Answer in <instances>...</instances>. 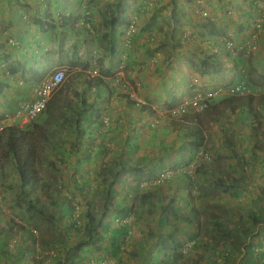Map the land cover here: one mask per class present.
Listing matches in <instances>:
<instances>
[{
    "label": "crops",
    "instance_id": "crops-1",
    "mask_svg": "<svg viewBox=\"0 0 264 264\" xmlns=\"http://www.w3.org/2000/svg\"><path fill=\"white\" fill-rule=\"evenodd\" d=\"M178 1V4L185 5L184 0ZM149 2L154 3V10L143 12L141 9L142 5ZM169 2L170 0H93L92 5L90 4L92 9H90L89 13L91 14V29L89 30L83 24L85 11L81 0H0V121L6 127L29 129L33 126H38L46 130L48 127L57 126L59 123L63 124L64 119L59 120V118L63 117V113L71 117L108 115L111 123L109 131L103 129L102 118L98 120L94 119L96 122L83 118L79 123L82 126L80 132H72L69 140H73L75 144V146H73L77 147L78 144L80 145L83 142L82 135L85 134L84 131L87 130L89 132V137L86 138L91 139L88 146L94 148L92 140L94 141V138L100 139L102 137V132L106 131L104 133L107 136L110 134L113 136V141H120L121 147L119 150H121V153L119 154L123 155L127 147L131 145H128V143L131 142L137 134L142 133L141 135H143L144 133L145 135L148 131L142 128L143 125L122 127V125L128 123H143V120L140 121L141 117H139V115L144 112L138 111L132 107L125 99L127 95H124L125 97L120 95L108 76V74L119 65L121 61L120 55L126 56L131 52L130 58L126 61L129 74L125 76L129 83L134 85L136 88L134 90H136L140 98L144 99L148 105H151V103L159 104L161 101L164 105L166 102L172 100L167 96H170L169 94L173 92V95H177V98L186 97L185 93L187 89L184 85L190 79L198 78V75L192 72L185 59V54L188 52L183 51V49L189 50V43L197 45L198 40L196 37L182 42L183 49L180 50V54L175 53L172 57H169L165 51L162 53L160 51V55H154L150 52L152 50L156 51L157 48L160 49L156 47V43L164 37V34L158 32L157 29L160 30L158 25H161L163 31L166 30L164 23L167 22L169 14L165 15V13L169 9ZM204 2L210 7V10H207L211 16L215 17L214 14H216L218 16L217 19H221V17L224 18L223 14H227L226 17L230 19L229 24L231 26L227 32L232 30L235 33H241L240 31L238 32L237 29L238 26L242 24V15L251 14L254 18L253 20H255L260 13H262V5H264V0H251L250 2L256 3V7L252 6L253 8H249L248 0H204ZM220 2L223 3L221 7L225 8L228 12L224 13L220 11L222 10L221 8L218 9L220 7ZM210 3H213L214 7H212ZM160 8H162V11H159ZM105 10H107L106 18L113 20L115 23L111 24H114V26L105 23L102 16V12ZM108 13L111 14L112 18L108 17ZM169 13L171 14L170 9ZM242 27L244 29L241 31L244 33L248 32L246 26ZM136 28L138 30H136ZM134 30L137 32H134ZM183 30H185V28L179 30V32ZM189 31H194L196 33V26L190 27ZM149 33L154 37V44L151 43L150 45H146L144 43L145 46H143V39L147 37ZM103 35H111V38L114 39L115 48L112 55L106 54L107 42H105V37H103ZM130 40L136 41V49L131 48ZM259 43L261 42L259 41ZM209 45L212 46L211 44ZM209 45L206 43L205 47L209 48ZM154 47L155 49H153ZM162 47L166 48L168 51V48L171 47L170 41L168 42V47L164 45ZM140 48L146 50L143 58L138 57L139 52L143 51ZM255 50H257V47L254 49V52ZM154 58H156L155 62L152 61ZM94 61L100 64L104 70L101 78L102 80L100 81L103 86L101 87L102 92L99 93L97 91L94 94L92 86L97 85L96 80L87 82L80 78L79 82H85L87 86L88 83H90V87L87 89V94L85 91L82 92L79 100L75 99L71 103L68 101L65 94L60 96L56 94V96L53 97V102H57L60 105L50 103L51 105L48 109L38 116L34 122L26 124L24 120H17L14 118V114L21 103L30 99V89L34 84L40 83L46 75L52 73L56 69H62L68 73L67 69L69 68L80 67L81 69L83 67H89L90 62L94 63ZM136 67H140L141 70L136 69ZM248 67L249 66H247V70ZM226 78H230V74ZM60 91H62V89ZM259 108L258 106L256 109L259 110ZM165 109L168 110V107ZM262 114L264 117V110ZM46 116L49 119H47ZM125 117L127 120H125ZM198 119H204L202 124L200 123L201 126L204 127V133L206 131L209 132L210 129H214V133L217 135L215 139H212L209 135L206 137L220 144L219 149H213L215 157H218L221 150L230 152L229 149H227L226 143L231 142V140L236 142L235 146L240 145V147L237 146L239 149L234 152L235 155L232 153L230 156H234L232 160L236 159L241 161V166L246 165L245 169H250L249 166L256 169V181L253 180V175L251 184H248L245 188L251 189L252 186H255L259 194L258 190L264 179V171L261 172L264 169V136L261 133L258 135L256 145L259 146L260 149L253 150L258 155L254 161L250 158V154L253 152H251V147L253 145L247 146V143L255 140L253 137L260 129L253 131L249 128L250 126L254 127L256 125V123L252 121V116L242 115L240 107L234 108L223 105L219 99L215 101L211 107L210 115L206 118L205 115H202L198 117ZM263 119L260 123L264 125ZM246 130H248V132H246ZM60 131L64 130L61 129L59 132ZM62 136L63 133L61 132L59 134L57 133L55 137L52 138L51 142H54L55 147H61L60 145L66 140L65 136L61 138ZM180 142H187L183 138V130L179 132L176 137L171 136L168 140L164 141L163 146L168 147L166 150L172 151L174 147L177 148L179 146L178 144ZM214 145L217 146L213 144V147ZM144 146L145 145L141 147L139 152L147 154L149 150H145ZM245 149L250 151V154L245 152ZM242 150L243 152L240 153ZM171 151L169 153L156 154L154 160L151 161L155 162L157 158L166 157ZM104 156L105 152L100 155V161ZM230 156H228V160H231ZM95 158L98 159L97 156ZM107 159H105V161ZM219 161L215 160L214 164ZM222 164L225 166V171L227 173L231 171L229 170V166L232 165V163L228 161L222 162ZM247 176L250 177L251 174L248 173ZM234 179L238 178L233 175L229 178V182ZM205 181L210 185L213 183V180L206 177ZM127 187L131 186H127L126 184L121 187L118 184L119 191H122V188L127 189ZM179 188L183 191L182 185ZM193 189L194 188L190 189L192 195L194 192ZM231 191L232 190H230V193ZM181 194L183 196L187 195L186 191H183ZM243 197L244 195L239 201H243ZM220 201L223 202L222 200ZM244 204L245 208H239L233 203L228 205L229 208H222L240 214L243 224L246 222L247 217H256L260 219L259 209L256 208L253 203L247 201ZM142 217H145V215ZM146 217L148 219L152 217L150 223L154 232L159 229L163 230V227L160 225V216L158 214L150 216L146 214ZM219 221L224 222L220 218ZM249 227L250 224H246L243 228L247 231ZM256 228L257 226L251 231L249 236H242V231H239V236H236V228H234V236L227 238L229 241H220L221 248L231 250L228 264H250L256 259V257L249 252V248L253 251V246H248L247 250H245L243 246L239 247L237 245V243L255 245L261 241L260 239L262 237L264 239V225L259 226L257 236L252 237ZM149 235L151 234H147V236L152 246H148L147 250L141 251L140 256L142 257L137 259L134 264H212L211 259H214V257L211 258L209 249H206L202 245L194 247L186 256L187 260L183 261L179 256L181 255L180 251L175 254L172 251V249H178L177 244L172 246V243L166 242L167 240L163 241L162 236L158 235L156 232L154 236ZM195 237L196 233L191 234L187 232L185 235L180 236L179 242L184 244L187 243L190 238ZM158 250L160 251L159 256L157 255ZM243 250L247 252L245 257L240 256ZM169 255L175 257L176 262L170 261L167 258Z\"/></svg>",
    "mask_w": 264,
    "mask_h": 264
},
{
    "label": "trees",
    "instance_id": "trees-1",
    "mask_svg": "<svg viewBox=\"0 0 264 264\" xmlns=\"http://www.w3.org/2000/svg\"><path fill=\"white\" fill-rule=\"evenodd\" d=\"M183 1V0H182ZM204 0H184L185 5L178 4V0H170L169 2V8L171 9V14L168 16L167 22L164 23L166 30L163 31V28L161 25H158L160 27V30L157 29L158 32H162L164 34V37L160 39L156 43V47H159L160 49H156L157 52H164L165 48L162 47L163 45L168 47V42L170 41L171 47L168 48L169 50L165 51L166 54H168L169 57H172L175 53L180 54L181 47L183 46L182 42L188 41L190 38L196 37L198 42V51H190L185 55V59L187 61L188 66L191 68V70L195 73H197L200 76H205L212 73H218L221 71L222 66L225 63L220 62L218 60L219 55L218 53H213L210 48L205 47L202 45L203 43L211 44L212 48H221L226 47L227 43L230 42V40L224 36H226L228 33L227 31L231 28L229 22L230 19L223 18L217 19L218 16L214 14L215 17L211 16L210 13H206L205 17H202V12L200 11V6H202ZM247 1V0H244ZM251 1V0H250ZM249 8H253L252 6L256 7V3L250 2ZM93 0H81L82 6L84 8V16L83 24L86 26L87 29H91L90 25V9L92 7ZM212 7H214L213 3H210ZM221 5L223 3L220 2V7L218 9L221 12H228L225 10V8H222ZM252 12V11H251ZM253 13V12H252ZM107 10L102 12V16L104 18L105 23L110 24L111 26H114L115 23L113 20L106 18ZM258 19L253 20V16L251 14L248 15H242V24L238 26L237 31L241 33H237V35L244 34L242 29H244L242 26H246V29L248 30V37H251L253 34L256 35V39L262 43L264 42V15H259ZM108 17L112 18L111 14L108 13ZM192 26H196V33L194 31H189V28ZM185 28V30L180 31L181 29ZM114 29V27H113ZM245 29V30H246ZM135 32V31H134ZM151 32V31H150ZM105 37V42H107V52L106 54L112 55L114 50V39L111 38V35H103ZM240 39V38H239ZM144 43L146 45H150L154 42V37L151 33L148 34L147 37H144ZM133 41V40H132ZM131 42V48L136 49L137 43L134 40ZM203 42V43H201ZM133 43V44H132ZM139 45V43H138ZM164 50V51H163ZM178 51V52H177ZM252 53H247L245 49L241 50L238 55L239 57L244 58H250ZM130 54L126 55V60L123 65H125L128 58H130ZM242 62V61H241ZM254 68L252 67V73L254 72ZM256 70V68H255ZM126 71V70H125ZM243 80L248 83V85L252 88V90L255 93V95L247 94L244 97H234L229 98L225 102V105L230 107H240L242 115L245 116H252V121L256 123L258 127H252L250 126V129L253 131H256L258 128H260V121L264 118L262 111L264 110V70L257 75V78L254 80H250V77L248 74L243 75ZM173 93H170V96H167L171 99H178L177 95H173ZM174 100L170 101L169 103L166 102L165 105L168 107H172L174 105L170 104ZM260 107L259 110H257V107ZM211 106L207 108V110L204 112L205 118L211 114ZM148 108L147 106H143L142 109ZM150 109V108H149ZM92 116V115H90ZM201 115H194L196 119V123L192 127H187L184 130L183 138L187 140L189 143V146L192 150L196 149H203V150H211L210 147H205L208 143L207 132L204 133V127L201 126L202 121L204 119L199 120L198 117ZM71 117L70 115L66 116L63 114V117L59 118V120H63V124L68 121V118ZM187 119L188 117H184ZM252 122V124H253ZM201 123V124H200ZM165 127H160L155 131H151L149 134L146 133L144 135H141L142 133L137 134L134 137V143H131L130 146L127 147L123 155H120L114 159V161H111L110 159H107L106 161L103 160L100 165H97L96 169L94 170L93 177L96 181H102L104 184V188L101 189L100 195L101 197L98 199V196L96 195L97 189H93L95 193L91 192L90 186L88 181H84L82 183H78L77 181L72 182V189L74 190L75 186L78 187V189H75L76 192H78V198L80 199V202L83 205H86V208L90 207L92 203L98 201L102 202L101 209L102 212L100 213V218L98 221H96V225H92V223L95 221L94 216L86 212L87 217V227L86 229L88 231H91L92 229L101 226V230L105 231V227L108 228V230L115 233L120 239H123L127 230V224L120 223L116 227L112 228L111 222L108 221L103 225V220L105 218H109L111 215V220H119L120 222L126 219L131 214H137L133 210L132 205L130 203L135 202V200L139 201V204L143 206V208L146 209L145 212H151L157 213L160 217V225L161 227L165 228L169 223L171 219L173 221V218L177 219V224H183L182 219L184 218V215L186 214L188 221L191 223L197 224L198 228L203 232V237L205 240L212 239V241H229L230 237L234 236V223L226 224L224 222H220L219 218H208L207 214H204V219L200 217V212L196 210L192 205L193 202L189 201L188 197L192 195H185L183 196L180 192H178L176 195L172 194V187L170 185H167L169 188V193L163 200H168V202L164 203V201L161 199V197H157L156 200H154V190H159L160 188L153 189L150 191H142L141 193V186H143L147 181H152L155 178V173L157 171V165L151 161L154 160V156L156 154L162 153L165 149L168 147L163 146L164 141L168 140L174 133L180 132L181 129H183L182 125H180V122L176 121H170V123H167ZM251 125V124H250ZM60 128V129H59ZM162 128V129H161ZM63 129L65 134L66 140L63 141V143L60 145L61 147H55L54 142H51L52 136L51 134L53 132H59V130ZM80 132V130H79ZM71 129L70 127H48V129L43 130L42 127L33 126L29 129H23L19 127H6L3 129L2 134L0 135V167H2L1 163L3 161H7L10 165V168L12 169V172L15 174V178L10 176L11 179H15L14 182H8L7 184L15 186V183L19 184L20 187V194L19 199L22 198V200L19 202V207L23 209V213L29 212L34 214L35 216L39 218H42L43 220H55L54 216L52 217L51 214L44 211V208L39 203V198L35 195L28 196V193L25 192L29 191H35L37 188L41 190V192L48 198L50 190H53L54 192L59 191H65L67 188V184L65 181L61 183L62 180L59 181L58 184H56V187L51 184H43L41 185V175H40V168L44 166L46 160H47V148L48 150L52 151L53 149H57L59 153H62L65 155L64 152L67 153V151L75 146L73 143V140H69V137H71ZM56 135V134H55ZM55 135L53 137H55ZM104 135V134H103ZM147 138V139H146ZM58 139V138H56ZM137 139V140H136ZM146 139V140H143ZM242 140V138H241ZM240 140V141H241ZM236 142L234 140H231V142L226 143V145H229L231 147L235 146ZM74 145V146H73ZM144 146L145 150H149L147 154H142L140 151L141 147ZM75 150L82 149L83 153L79 156L77 154L75 155V159L77 161L82 160L83 162L87 161L88 156H97L102 155L105 152V155L110 153V149L107 147L105 143L99 144L96 149L92 150V146H88L87 144L79 145L77 147H74ZM260 149L259 146L256 144L251 147V152L254 150ZM252 152L250 154V158L255 161V159L258 157V155L255 152ZM98 152V154H97ZM234 153V150H232ZM245 152L249 153L247 149H245ZM235 155V153H234ZM58 162H63L61 159H58ZM153 162V165L151 167H148L147 163ZM190 161L181 162L182 171H179V175L176 178V183L180 187V185L185 182V179L187 177L188 173L186 166L188 165ZM49 168L52 170L54 168V163H49ZM148 167V168H147ZM163 168V167H162ZM230 169L233 168L232 165L229 166ZM256 171V169H253ZM264 169L261 171L263 172ZM201 173L203 175H207L206 172H204L203 169H200ZM249 173L251 174V177L249 178L250 182L243 186V183L247 181V174L246 172L242 173L243 179H234L230 180V182L224 181L221 178V171L217 168V175L214 177L213 185L219 186L220 189L223 188L224 192L226 194L229 193L230 190L231 193L228 196V199H234L233 201H228L226 199V203L221 204L222 199H217L216 202L221 204L218 206L217 210L221 211L222 207H228V204L231 205L232 203L238 206L239 208H245V204L247 201H250L255 205L256 208L259 209L258 212H260V219L256 217H247V220L244 224H240L238 228L235 229L236 236H239V231H242V236H249L251 234V231L256 226L264 225V179L261 182V185L259 187V194L255 189V186H252L251 189H246L247 185L251 184L252 182V171L250 170ZM264 173V172H263ZM131 174V178L133 180V183H130L131 187H127V189H123L122 191L118 190V184H123L121 187L125 186L126 183H128L129 175ZM10 175V174H9ZM9 175H4L3 177L5 179H8ZM159 176V175H158ZM157 176V178H158ZM192 177V175H190ZM123 178V180H121ZM17 180V181H16ZM238 180V181H237ZM254 180V179H253ZM232 182V183H231ZM53 186V187H52ZM187 187V186H186ZM188 188V187H187ZM74 192V191H73ZM73 192L71 191L70 196H73L72 199L76 194L73 195ZM132 192V193H131ZM244 192V193H242ZM52 193V192H51ZM137 194H140V196H136ZM190 194V193H189ZM158 195L159 192H158ZM243 197V201H239V199ZM58 196L55 194L54 197ZM70 196L62 197L61 198V208L59 209V217L58 220L62 224V215L65 213L68 214L69 221L64 222L65 225H62L63 227L59 229V238L58 243L59 245H63L64 240H68L70 238V231H76V234L81 229L76 228V223L71 222V216L73 215V206L72 203H70L69 199ZM250 197V198H249ZM161 201V202H160ZM223 201V200H222ZM71 204V206H68V204ZM231 203V204H230ZM57 204V202H56ZM76 204H80L76 202ZM119 207L118 209H116ZM137 209L139 205H136ZM28 209V210H27ZM184 210V212L182 211ZM109 211H114L113 213H108ZM234 215L235 220H242V216L237 213ZM186 219V222H187ZM13 218L5 217L4 219H0V260L3 262V264H34L30 261L31 258H34L39 255L42 251L45 252L50 248H53L55 250V242L47 240L44 242V244L41 245V249H38L33 245V236L34 231L30 228H27V226H20V232L19 237L17 235V226L18 224L13 222ZM232 219L229 217L227 220V223L230 222ZM68 224V226H66ZM250 224V227L246 231L245 225ZM67 228H66V227ZM76 229V230H75ZM107 230V231H108ZM95 234H97L95 230ZM169 237L172 236L171 233H169ZM74 235V233H73ZM198 235L196 234V237ZM208 236V237H205ZM173 237V236H172ZM195 237V238H196ZM94 238V236L92 237ZM195 238H190L188 242L194 241L193 247H197L198 245H202L206 249H209V251H212L211 258L214 257V259H211L212 264H217V260L220 257H223L225 254H223V250L225 248L219 249L218 251L214 250L213 247L206 242L204 239L197 240ZM167 240L166 242L172 243L171 238H165ZM261 241L258 242L255 245H249L243 243V248L247 250L248 246H253L249 248V252L253 254L256 259L253 260L252 264H262V261L264 260V250H262V245L264 244L263 237L260 239ZM85 241V240H84ZM81 241L79 244L76 245V248L71 249V255L72 260L75 259L74 263L78 261V258L85 257L86 254L82 252V247L86 244L87 241ZM165 242V243H166ZM178 245V249L174 252L177 253L180 251L182 244L179 241H175ZM13 243V244H11ZM164 244V243H163ZM172 243V246L174 245ZM14 245V248L12 249L11 246ZM226 245V244H224ZM223 245V246H224ZM240 245V244H239ZM112 248L113 251L111 252L113 256L116 255L114 250L119 249V245L114 243L112 240ZM39 248V247H38ZM51 249V250H53ZM42 250V251H41ZM244 250V251H245ZM257 250V251H256ZM216 251V252H215ZM246 253V251H245ZM160 251H157V255L159 256ZM129 255L133 258H136L138 255L136 253L132 252L129 253ZM56 255H53V257ZM183 261L187 260V257L185 255H179ZM230 256V253H227L225 256V259L228 261V258ZM53 257L50 255L49 260L47 264H54L56 262V259H53ZM170 261L176 262L175 257H172L169 255L167 257ZM65 261H63L62 264H72L70 260H67L64 258ZM89 262V260H87ZM83 262V261H82Z\"/></svg>",
    "mask_w": 264,
    "mask_h": 264
},
{
    "label": "rangeland",
    "instance_id": "rangeland-1",
    "mask_svg": "<svg viewBox=\"0 0 264 264\" xmlns=\"http://www.w3.org/2000/svg\"><path fill=\"white\" fill-rule=\"evenodd\" d=\"M261 1V0H260ZM202 6H200V11L202 12V17H205L206 13H208L210 10V7L206 5V3L203 1ZM153 6V8L149 11L154 10V3H152V5L150 6V8ZM263 9L261 10L262 13H260V15H264V5ZM208 9V10H207ZM159 11H162V8L159 9ZM143 12H148V10L143 11ZM170 14L169 13V9L166 11L165 15ZM227 14H223L224 18L226 17ZM260 17V16H258ZM258 17L256 19H258ZM136 30H138L136 28ZM134 30V31H136ZM137 32V31H136ZM228 34L224 37L231 39L232 41L237 40L238 42H242L239 38L241 37H246L248 36V32L244 33V34H240L237 35V33L233 32L232 30L227 32ZM203 43V42H201ZM154 44V42H153ZM202 45H206V43L202 44ZM209 45V44H208ZM210 46V45H209ZM257 47V50L254 49ZM256 47L253 49V53L251 54L250 58H244V57H237L236 60H238L240 62V64L242 65L243 69H244V74H248V76L250 77V80H254L257 78V75H259V73H261L264 70V42H263V47H262V43H258L256 45ZM188 48L189 50L183 49L181 47V49H183L184 52H190V51H194L195 52H199L198 46L193 44V43H189L188 44ZM197 48V49H196ZM210 48V47H209ZM141 52H139L138 57L139 58H143V56L145 55L146 50H144L143 48H140ZM155 49V47L153 48ZM167 49L165 48V51ZM164 51V50H163ZM222 51V57L223 59H227V51L225 52L224 50ZM144 52V53H142ZM152 54L156 55V54H161L160 52L157 51H150ZM187 55V54H185ZM158 57V56H155ZM156 58H154L152 61L155 62ZM161 60V58H160ZM240 60H244L243 63H241ZM97 61V60H96ZM95 61V64H89V67H83L80 69V67H76V68H69L67 69L68 73L66 72L67 75V84L66 87L64 86V88L62 89V91H60L59 93H57V95H66V98H69V102L72 103L73 100L75 99H80L78 98L82 92H84V89H86L87 85L85 84V82H79L80 78L83 81H87V79L89 78V76H95V74L93 73L94 70L98 71V75L100 74V64H98ZM165 65V63H164ZM247 66L248 70H247ZM252 67L254 68V72L252 73ZM116 69V68H115ZM112 70V71H115ZM136 69L141 70L140 67H136ZM125 70L127 71V73L125 72ZM239 71V69H238ZM117 73H121L120 76L117 77H121V79H123L124 77H126L125 75L129 74V69L127 67L123 66L122 70H119V72ZM222 73L224 74V77L226 76V71L222 70ZM122 75V76H121ZM223 80V79H222ZM125 82V81H124ZM127 82V81H126ZM129 82V81H128ZM131 89V93L132 95L134 94V97H136L138 100L143 101L142 104L146 105L148 103H146V101L144 99H141L140 96L137 94L136 90H134V85H132ZM140 91V90H139ZM56 96V95H55ZM56 105V104H54ZM149 106V105H148ZM163 103L162 101L159 104H152L151 103V108H153V114H150L149 111L144 112L143 114H140L139 117L140 121L143 120V123L141 124H137L136 122L132 123H128V124H124L122 125V127H136L137 125L142 126V128L145 127H155V128H151V131H155L159 128L158 125L155 124V122H157L160 125V120H157V116H159L160 118H164L165 116L162 114L163 113V109H162ZM139 111V110H138ZM140 113V112H139ZM64 114V113H63ZM134 114V113H132ZM47 117V116H46ZM47 119H49L47 117ZM125 120H127V118L125 117ZM69 123L65 122V124H61L59 123L57 126H53V127H68ZM263 125V124H262ZM70 127V126H69ZM262 128L260 129L259 132H256V134L254 135V139L253 141L247 143L248 145H255L256 144V140H258V135H260L259 133H261L264 136V125L261 126ZM60 129V128H59ZM159 130V129H158ZM151 131H148L147 133L149 134ZM244 131V130H243ZM63 133L65 134L66 132L64 131H60V132H53L51 134L52 138L55 134H59V133ZM246 132H248V130H246ZM209 136H211L212 139H215L217 137V135L214 133V129H210L208 134ZM65 135H63L61 138H63ZM257 136V138H256ZM120 137V136H118ZM122 137V136H121ZM176 137V136H175ZM210 140V144H207V147L211 146V150L209 151L210 153L214 154L213 149H219V143L217 142H213V140ZM114 138L113 136H111V134L109 136H107L105 138V145H106V149L107 147L110 149V153L106 154L103 159H107L109 158L111 161H114V159L118 156H120L119 153H121L120 147V141L115 142L113 141ZM97 140H94V143H96ZM134 143L133 140H131V142L128 143L131 144ZM213 144H216L217 146ZM227 149H229V151L231 152H227L224 150H221V152L219 153L218 157H215V159L217 161H219L218 163L214 164L215 167H217L218 169L221 170V178L227 182H229V178L233 175H235L238 179H243L244 177L242 176L243 172H246V174L249 173V171L251 170L253 175H254V180L256 181L257 179V173L256 171L253 170L252 166H249L250 169H245L246 165L241 166V161L238 160H232V157L234 156H230L233 152L232 150H234V152L236 150H238L240 147V145L237 146H229L226 145ZM250 148V147H249ZM83 148L75 150V148H71L65 153V155H63L62 153H59L57 151V149H53L52 151L48 150L47 148V160L44 164V166H42L40 168V175H41V185L43 184H51L54 185L56 187V184L59 183L60 180L61 183H63V181H65V183L68 185L67 188L65 189V191H59V192H54L53 190H50L49 192V196L48 198H46V196H44V194L41 192V190L39 188H37V190L35 191H27L25 192L26 194L28 193V196L30 195H35L36 197L39 198V203L40 205L44 208V211H46L47 213L51 214L52 217L54 216L55 220H43L42 218H39L37 216H35L32 213L26 212L23 213V209H21L19 207V202L22 200L19 199V194H20V187L18 183H15V186L13 185H9L7 184L8 182H14L13 179L10 178V176L15 177V174L12 172V169L10 168L9 163L5 160L1 163L2 167H0V219H4L5 217H9V218H13V222L18 224L19 226H17V235L15 237H19V232H20V226L24 225L27 226V228H30L31 230L34 231V236H33V245L38 249H41V245L44 244V242H46L47 240L55 242V250L53 248L48 249L47 251L39 253V255L37 257H35V262H34V258H31L30 261L33 262L34 264H47L48 260H49V256L51 255L53 257V255H56L53 257V259H56V262H54V264H62L63 261H65L64 258H66L67 260H70L72 262V264H89V262L87 261L89 258L92 259L95 263V259L97 258H101V260H103L104 258H106L107 256H109L112 260H114V262H112L113 264H118V262H122L124 264H132L135 261H133V257H131L129 255V253H136V255H138L136 257V259L141 258L142 256H140V252L143 250H147L149 244H151V241L149 239H146L147 233L150 232L151 235L149 236H154L155 232L158 235L162 236L163 241L165 240V238H171L172 239V243H176L175 241H180V236L185 235L187 232L194 234L196 233L198 236H203V232L198 228L197 224L195 223H191L190 221L186 222L185 224H177V219L173 218V221L171 219L170 223L163 228V230L159 229L156 230L154 232V230L151 227V218H147L146 214L148 215L149 213L145 214V217H142L144 213V209L142 208V206H139L137 209V214H131L126 221H130L128 226H127V230H126V237L124 239V242L121 243L120 250L116 251L114 250V252L116 253L115 258L111 257L110 253H107V249H109V244L110 241L112 240V232L110 230H108V228L105 227V231L101 230V226L96 227L94 229H92L91 231H88L86 229L87 227V219H82L80 220V227L82 229H80L78 231V233L76 234V231H70V238H68V240H64L63 245H59L58 241L59 238H57L59 236V229L62 228V225H65L64 222L69 221V217L68 214L65 213L64 215H62V224L61 222L58 220L59 217V209L61 208V198L62 197H67L70 196V192H73V195L76 194L74 196V198L72 199L73 196H70L69 201L70 203H72L73 206V217H77L78 215H82L81 213L84 211H89L91 212L92 210L97 208V213L96 215H94V219L95 221L92 223V225H96V221L99 220L100 218V213L102 212L101 209V205L100 203H97V207L96 208H90V209H86L85 206L82 205H77L76 202H80V199L78 198V192H76V188L77 186L74 185L75 189H72V182L73 181H77L78 183H82L84 181H88L89 185H91L90 190H92L91 192L95 193V191L93 189H97L96 191V195L98 196V199L101 197L100 192L101 189L104 188V184L102 181H96L95 178L93 177L94 175V170L96 169L97 165H100L101 161H100V155H97L96 159L94 156H88L87 161L83 162L82 160L77 161V159H75V155H81L83 153L82 151ZM143 149V148H142ZM171 151V150H170ZM169 150H164L161 154L164 153H169ZM139 152V150H138ZM243 150L240 152L242 153ZM98 154V152H97ZM250 154V153H249ZM181 155H184L186 159L191 158V162L188 163V165L186 166L187 171L190 172V174H192V178L189 179L188 177H186L185 182H183V184H187L186 186L188 187H192L194 188V192L191 198V202H193L192 206L194 208H196V210L198 212H200V217L202 219H204V214H207L208 218H215L218 217L220 219H222L224 221V223L226 224H231L234 223L238 227L240 226V224L242 223V220L238 221L234 219V212H232L231 210H225V208H222L221 211L217 210L218 206L221 205L219 203L216 204V202L218 201L217 199L220 198H225L222 199L223 202H221L222 204L225 203L226 199L228 201H233L232 199H228V196L230 194V191L228 194H226L223 190V188L220 189L219 186H214L213 184H208L205 181V177L213 180L214 181V177L213 175H203V173L199 172V169L202 168L203 166L206 167L205 171H207V173L209 172L207 170V168H209L208 165H205L203 162H199L194 164V158L195 155L194 153H192L190 150H188V148L186 147V145L184 143H179V146L176 148L174 147L171 151V153L169 155H166V157H162V158H157L155 159V164L157 165V171L155 173V178H153L154 180L152 181H147L144 182V186H141V190H147V187L145 186L147 184V186L149 187V189H154L155 187H160L159 190H154V200L157 199V197H161V199L163 200L165 198V196H167V194L169 193V188L167 187V185H170V187H172V194L176 195L178 192H180L179 186L176 183V178L179 175V171H182V167H181ZM214 156V155H213ZM228 156L231 157V160H228ZM115 157V158H114ZM156 157V156H155ZM154 157V158H155ZM221 157V159H220ZM58 159H61V161L64 160V163L62 162H58ZM232 163L233 169H229L231 170L230 172H226L225 171V166L222 164V162H228ZM54 163V168L52 170H50L49 168V163ZM186 162V161H185ZM148 167H151L153 165V162H149L147 163ZM147 167V168H148ZM163 167V168H162ZM165 172V175H167L169 181L163 183V181H161V177L160 175ZM188 172V173H189ZM10 174V175H9ZM4 175H9L8 179H5L3 176ZM159 175V176H158ZM252 175V176H253ZM131 176V174L129 175V177ZM158 176V178H157ZM251 177V176H250ZM249 176H247V181L243 183V185H246L247 183L250 182ZM121 180H123V178H121ZM17 181V180H16ZM133 181V180H132ZM133 183V182H132ZM127 186L128 185H132L129 184V180L128 183H126ZM125 184V185H126ZM123 184H119V186H121ZM53 187V186H52ZM120 189V188H119ZM52 192V193H51ZM158 192L160 195H158ZM196 193V194H195ZM55 194H57L58 196L54 197ZM133 198L135 196H132ZM164 203L168 202V200H163ZM57 202V204H56ZM161 202V201H160ZM68 204V206H71V204ZM139 204L138 200H135V202L130 203V205H132L133 210L136 212V205ZM231 204V203H230ZM229 205V204H228ZM75 207H79L75 208ZM119 207H117L116 209H118ZM229 208V207H228ZM28 210V209H27ZM182 211L184 212V210L182 209ZM114 211H109L108 213H113ZM142 214V215H141ZM112 215V214H111ZM111 215L109 218H106L104 221H110L111 222V227H116L117 225H119V223H116L114 221L111 220ZM150 216V215H148ZM83 217H85L83 215ZM229 217L232 219L230 222L227 223V220L229 219ZM221 222V221H220ZM155 223V221H154ZM153 224V223H152ZM68 226V224L66 225ZM65 226V227H66ZM67 228V227H66ZM76 230V229H75ZM95 230L97 232V234H95ZM108 230V231H107ZM169 233H171V235L169 237ZM74 233V235H73ZM94 236V238H92ZM113 237H118L115 233L113 235ZM208 237V236H205ZM1 238V237H0ZM209 238V237H208ZM87 241V245L85 244L82 247V252L84 254H86V256L83 258H78V261L72 260V255H71V249H75L76 245L79 244L81 241ZM84 241V242H85ZM212 241V240H211ZM13 244V243H11ZM215 246L221 248V242L220 241H215ZM39 247V248H38ZM11 248H14V245L11 246ZM53 249V250H51ZM113 250V249H112ZM39 251V250H38ZM225 250H223V254H225ZM217 260V264H228V261L226 259H223L222 257L220 259H216ZM83 261V262H82ZM236 261V260H233ZM232 262V261H230ZM0 264H3V262L0 260ZM171 264V263H170Z\"/></svg>",
    "mask_w": 264,
    "mask_h": 264
},
{
    "label": "clouds",
    "instance_id": "clouds-1",
    "mask_svg": "<svg viewBox=\"0 0 264 264\" xmlns=\"http://www.w3.org/2000/svg\"><path fill=\"white\" fill-rule=\"evenodd\" d=\"M152 5V2H149V3H144L141 7V9L143 11H146V10H151L153 8V6L150 8V6ZM170 9V8H169ZM170 12H171V9H170ZM170 15V14H169ZM168 15V16H169ZM257 34H253L251 37H241L240 40L242 42H238L237 40H234L232 41L231 39L230 42L227 43L226 47H221V48H212L210 46V49L213 53H218L219 55V58L218 60H220V62L222 63H225L223 66H222V69L220 72L218 73H212V74H208V75H205V76H200L198 75V78L195 79V78H192L190 79L184 86L185 88L188 90H186V97H180L176 100H174L173 102H171L170 104L174 105L172 107H168L166 106L165 104L163 105V115L165 116L163 119L160 118L159 116H157V120L159 119L160 120V125L155 122L156 125L160 127H165L166 125H168L167 123H170V121H176V122H180V125H182L183 129H181V131L183 130V133H184V130L187 128V127H192L195 123H196V119L195 117H193L194 115H204V112L207 110V108L209 106H213V104L215 103V101L217 100H221V103L223 105H225V101L229 98H234V97H244L246 96L247 94H251V95H255L256 92H254L252 90V88L248 85V83H246L244 80H243V75H244V69L242 67V65L240 64V62L238 60H236L237 57H239L238 53L245 49L247 53H253V49L256 47V45L258 44V40L259 39H256ZM229 44H232V46L230 47ZM221 50H224L225 52L227 51L228 55H227V59H223L222 55V51ZM95 58V57H94ZM120 58H121V61L119 63V65L116 67V70L115 71H112L108 74V76L110 77V79L112 80L113 82V85L115 86L117 92L120 94V95H127V97H125V99L132 105V107H134L135 109L139 110V111H142V112H146V111H149L150 114H153V108L149 107L151 105L148 106V104L144 105L142 104L143 101L141 100H138L136 97H134V94L132 95L131 93V89L132 88V84L128 82V80L126 79V77H124L123 79H121V77H117V76H120L121 73H117L119 72V70H122L123 69V66L126 67V63L125 65L124 62H125V58L126 56L125 55H120ZM96 60V59H94ZM242 61L241 63L244 62V60H240ZM90 64H95V61L94 63L93 62H90ZM100 74L98 75V71L94 70L93 73L95 74V76H89V78L87 79V82H90L91 80H96V83L97 85H93L92 88L94 90V94L95 92H102L101 90V87H103L100 83V81L102 80V76H103V67L100 66ZM127 69V67H126ZM239 69V71H238ZM222 70H225L226 71V76L224 77V74L225 73H222ZM58 71H62L64 72L65 76H66V80L65 82L63 83V85L60 86V88L56 91H54L51 95H50V98L47 102V105H46V108L41 111L35 118L33 119H26L25 117L24 118H16L15 117V114L17 113V111L20 109L21 106H23L24 104H27L29 102H31L32 100H34V94H33V90L41 84V82L43 80H45L46 78L48 77H51L53 74H55L56 72ZM126 72V71H125ZM230 74V78H226L228 75ZM117 75V76H116ZM196 75V76H197ZM122 76V75H121ZM207 76V77H206ZM206 78V79H205ZM209 78V79H208ZM200 79V80H199ZM223 79V80H222ZM43 80L40 82V83H36L33 85V87L30 89V99L27 100V101H24L21 103L20 107L18 108V110L15 112L14 114V118L17 119V120H24L26 124H30L32 122H34V120H36L38 118V116H40L42 113H44L48 107L53 103V104H56V105H60L59 103L57 102H53V97L61 90L64 88V86L66 87L65 84H67V75H66V71L62 70V69H56L55 71H53L52 73L46 75ZM125 81V82H124ZM127 81V82H126ZM90 87V83H88V86L86 87V89H84V91L86 92L87 94V89ZM236 87H242L244 89V93L243 94H231L230 93V90L231 89H234ZM135 88V87H134ZM136 89V88H135ZM82 94V93H81ZM97 95V94H96ZM95 97V96H93ZM80 98V96L78 97ZM69 100V98H67ZM79 100V99H78ZM170 100V101H172ZM65 101V100H64ZM169 101V102H170ZM168 102V103H169ZM51 103V104H50ZM143 106H147L148 108H144V110L142 109ZM168 107V110H166L165 108ZM210 107V108H211ZM150 108V109H149ZM184 117H188V119H185ZM200 117V116H199ZM87 119V120H91L93 122H96L94 119L98 120V119H101L102 118V126H103V129L106 130V131H109V127H111V123H110V117L108 115H92V116H86V117H83V116H73V117H69L68 118V121L67 124L68 126H70V129L72 132L74 133H78L79 130H81V125L79 124L81 119ZM264 120V119H263ZM0 123L4 126V124L0 121ZM263 126L262 123L260 124V128H258L257 130L261 129ZM254 127H258L257 125H255ZM6 126H4L3 129H5ZM151 128H155V127H145V129L147 131H151ZM250 128V127H249ZM162 129V128H161ZM252 130V129H251ZM106 131H103L102 132V137L100 139H97V138H94V140H97L96 143H94V141L92 140V143L94 145V148L92 147V150L96 149V147L101 144V143H104L105 141V138L107 137V135L104 133ZM180 131V132H181ZM207 132V131H206ZM85 134L82 135L83 137V142L81 143V145L84 146V144H87L89 145L91 139L90 138H86V137H89V132L87 130L84 131ZM2 134V133H1ZM104 134V135H103ZM178 132L174 133L172 136H177ZM208 134V132L206 133ZM79 136V135H77ZM105 136V137H104ZM208 136V135H207ZM133 140V139H132ZM186 140V139H185ZM134 141V140H133ZM175 141V139H174ZM187 141V140H186ZM181 143H184V142H181ZM186 145V147L188 148V150H190L192 153H194L195 155V158H194V164L196 163H199V162H203L205 165H208L209 168H207V170L209 171L207 173V171H205L206 167L203 166L202 168L200 169H203L204 172L207 173V175H213V177H215L217 175V167L214 166V162H215V153L212 154L210 153L209 151L210 150H203V149H196V150H192L189 146V143L186 142L184 143ZM207 144H210V139H208V143ZM179 145V144H178ZM207 147V145L205 146ZM214 152V151H213ZM214 155V156H213ZM219 156V154H218ZM184 155H181V161H190L191 162V158L189 159H186ZM60 162V161H59ZM199 169V171H200ZM220 170V169H219ZM221 171V170H220ZM189 172V171H188ZM190 173V172H189ZM192 175V174H190ZM187 174V177L189 179H191L192 177ZM160 177L162 178L161 181H163V183L165 182H168L169 179L167 178L168 176L165 175V172H163ZM132 178L129 177V184L132 183ZM182 185V189L183 191L187 193V195H192V192L190 189H192V187H189L188 188L186 187L187 184H181ZM180 185V186H181ZM144 186V185H143ZM147 187V190H141V193L142 191H150L152 189H149V187L147 186V184L145 185ZM157 188H160V187H155L154 189H157ZM78 189V187L76 188ZM180 189V188H179ZM183 191L180 189V192L183 193ZM132 193V192H131ZM190 193V194H189ZM138 196H140V194H137L135 197L137 198ZM191 198L192 196H189L188 199L189 201H191ZM79 203V202H78ZM97 203H100V205H102V202H94V204L92 203V205L88 208H86V205L85 208L86 209H90V208H96L97 207ZM78 206L79 205H82V203L80 204H77ZM139 206H142L140 204H138ZM75 208H78L80 209L79 207H75ZM143 208V206H142ZM144 211H146L145 208H143ZM136 210H137V207H136ZM97 208L92 210L91 212L89 211H84L83 209V212L81 213L82 215H78L77 217H73L71 216V222H74L76 223V228L77 229H80V220L82 219H87L86 217V212H89L91 213L93 216L96 215L97 213ZM146 213H149V212H145V213H142L143 216L146 214ZM141 214V215H142ZM153 214H157V213H153ZM151 214V212L148 214V215H153ZM83 215L85 217H83ZM97 216V215H96ZM129 217V216H128ZM127 217V218H128ZM124 219L123 221H119V220H115V224L116 223H122V224H129L130 221H126L124 222L125 220ZM106 219V218H105ZM104 219V220H105ZM186 219H187V216L186 214L184 215V218L182 219L183 221V224L186 225ZM103 220V225L108 222V221H104ZM111 227V226H110ZM258 227L256 228V230L254 231L253 233V236H257L258 234ZM114 228V227H113ZM235 228H238V227H235ZM82 229V228H81ZM112 232V231H111ZM151 231H149V233L147 234H150ZM114 233L112 232V240L114 241V243H116L117 245H119V249L120 250V247L121 246V243L124 242V239L126 237V234L124 236L123 239H120L119 237H113ZM146 239H149L148 236H146ZM195 239L197 240H201V239H204L205 238L203 236H197ZM112 240L110 241V244H109V249H107V253H110L111 254V257H114L112 255ZM212 239H207L205 240L206 242H208L212 247H213V251L216 250L218 251L219 249H222V248H219V247H216L215 245V241H211ZM166 241V240H165ZM175 245V244H174ZM194 245V241H190V242H187V243H184L182 244V247L180 249V254L181 255H185L187 256L189 254V252L194 248L193 247ZM237 245L239 247H241L243 244H238ZM149 246H152V243L149 244ZM117 250V251H118ZM177 249H172L173 252H175ZM262 250L263 249V245H262ZM215 251V252H216ZM257 251V250H256ZM211 254H212V251H210ZM225 255L222 257L223 259H225V256L227 253H230L231 250H228V249H225ZM231 255V253H230ZM247 255V252L245 253V251H241L240 253V256L241 257H245ZM110 257L107 256L106 258H104L103 260H101V258H97L96 257V261L94 263V261L92 259H88L89 260V264H113L112 262H114V260L109 259ZM221 258V257H220ZM218 258V259H220ZM134 260L133 261H137L136 258H133ZM243 259V258H242ZM118 264H124L122 262H118ZM134 264V263H132ZM252 264V263H250Z\"/></svg>",
    "mask_w": 264,
    "mask_h": 264
},
{
    "label": "built area",
    "instance_id": "built-area-1",
    "mask_svg": "<svg viewBox=\"0 0 264 264\" xmlns=\"http://www.w3.org/2000/svg\"><path fill=\"white\" fill-rule=\"evenodd\" d=\"M231 47L232 44H229ZM66 80V76L64 72L58 71L53 74L51 77L46 78L38 85L33 91L34 100L31 102L24 104L20 107V109L15 114L16 118H26V119H33L35 118L41 111L46 108L47 102L50 98V95L58 90L61 85ZM245 89V88H244ZM244 89L242 87H236L230 90L231 94H243ZM4 126L0 123V135L3 131ZM264 249V244H263ZM264 264V260L262 261Z\"/></svg>",
    "mask_w": 264,
    "mask_h": 264
}]
</instances>
